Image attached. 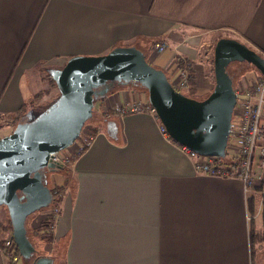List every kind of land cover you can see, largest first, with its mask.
<instances>
[{
  "label": "crops",
  "instance_id": "0c3cea01",
  "mask_svg": "<svg viewBox=\"0 0 264 264\" xmlns=\"http://www.w3.org/2000/svg\"><path fill=\"white\" fill-rule=\"evenodd\" d=\"M222 37L264 57V0H0V115L32 118V102L59 94L50 70L116 46L151 51L150 63L172 79L175 59L187 61L188 90L203 99L214 86L210 53ZM158 38L168 44L161 53L152 49ZM138 86H118L96 102V120L84 128L90 145L48 175L58 179L60 211L53 241L38 254L53 264H264L262 190L196 173L149 114L104 115L118 102H147ZM252 172L264 183L258 150ZM45 214L32 218V233ZM8 233L0 227V264H11L3 251Z\"/></svg>",
  "mask_w": 264,
  "mask_h": 264
},
{
  "label": "water",
  "instance_id": "95a60500",
  "mask_svg": "<svg viewBox=\"0 0 264 264\" xmlns=\"http://www.w3.org/2000/svg\"><path fill=\"white\" fill-rule=\"evenodd\" d=\"M247 62L264 77V57L234 38H219L213 49L214 86L203 99L175 90L164 70L151 65L136 46H116L101 55H74L50 75L59 96L36 117L21 119L0 137V205L7 208L19 254L31 264H53L37 255L26 219L48 207L50 172L62 168L50 153L67 148L92 117L94 101L130 83L144 87L170 138L203 156L224 157L236 102L231 62ZM34 257V258H33Z\"/></svg>",
  "mask_w": 264,
  "mask_h": 264
},
{
  "label": "built area",
  "instance_id": "2783aa9c",
  "mask_svg": "<svg viewBox=\"0 0 264 264\" xmlns=\"http://www.w3.org/2000/svg\"><path fill=\"white\" fill-rule=\"evenodd\" d=\"M167 47V42L161 38L152 43V49L156 53H161ZM175 64L176 71L172 85L175 90L183 93V90H188L190 87L191 66L182 58H176ZM233 88L236 102L228 130L225 156H203L184 145L179 146L192 158L196 173L217 178H238L242 181L244 190L259 189L264 192V183L258 182L252 172L256 151L258 150L260 155L264 157V145L258 144L264 134V77L260 75L251 83L243 82L242 85H234ZM113 113L119 115L146 113L155 119H159L156 109L149 101L118 102L104 111V115L107 117ZM159 130L163 135L170 138L161 122H159ZM91 141L92 135L81 131L76 140L67 148L50 153L49 161L62 167L69 165L86 150ZM227 147H230L232 152L229 159L226 157ZM53 189L51 203L55 198H61L62 194L57 188ZM59 211V205L53 208L48 207L44 218L56 219ZM16 250L17 246L12 239V233H8L3 240V251L6 257L10 259L11 264H19L21 255H18Z\"/></svg>",
  "mask_w": 264,
  "mask_h": 264
},
{
  "label": "rangeland",
  "instance_id": "374dc122",
  "mask_svg": "<svg viewBox=\"0 0 264 264\" xmlns=\"http://www.w3.org/2000/svg\"><path fill=\"white\" fill-rule=\"evenodd\" d=\"M213 49H214V46L212 47V50H211V57H213ZM146 54V59H150V55H151V51L150 52H145ZM152 63L151 60H148ZM212 61V59H211ZM152 65V64H151ZM154 66V64H153ZM236 71V74L234 75L233 77V84L234 85H242L243 82H247V83H251L252 81L258 79V77L261 75L259 70H257L253 65L243 61V62H238V61H234V62H231L228 67H227V71ZM167 73V72H166ZM167 78L170 79V82L171 83H174L170 74L167 73ZM137 89L143 94V96H148V93H147V90L144 88V87H141V86H138ZM56 93H57V90H56ZM58 94V93H57ZM183 94L185 95H192L191 94V91L189 90H183ZM58 97V96H57ZM56 97V98H57ZM196 97V96H195ZM56 98L52 101V100H48L47 103H42V102H32L30 105L33 107L35 113L32 117H36L37 115H39L41 112H43L48 106H50L52 104V102H54L56 100ZM31 100V99H29ZM52 101V102H51ZM98 103L95 102V106H94V115L93 117H91L89 120H87L82 128V131H84V128L91 122H94L96 120V117H97V109H98ZM36 115V116H35ZM12 130L11 128V125L9 126L8 123H1L0 125V137L1 136H4L6 134H8L10 131ZM227 159L230 158L231 156V150H230V147H227ZM63 169V167H62ZM56 173L60 171V169H56L54 170ZM54 172V173H55ZM52 172H50L51 174ZM49 174V176H50ZM58 181V179L55 177L53 178V180L51 181L50 178L48 179V186L49 188H53L54 185H56L55 183ZM48 209V207H45V208H42L38 211H35L34 213H32L30 216L27 217L26 219V223H25V226H26V229H27V235L29 237V240L31 241L32 245L35 247V250L37 252V254L39 252L42 251L41 247L42 245H44L45 243H47V238L46 236H40V235H34L32 232H31V229H30V222L32 221V218H34V216H39V215H42L44 213H46V210ZM3 213L6 215V217H9L8 215V211H7V208L6 206L4 205H0V220L1 218H3ZM44 219V216L42 217L41 220ZM19 264H31V259L30 260H27V259H23V258H20L19 260ZM54 264H58L57 262H55Z\"/></svg>",
  "mask_w": 264,
  "mask_h": 264
},
{
  "label": "trees",
  "instance_id": "16d2710c",
  "mask_svg": "<svg viewBox=\"0 0 264 264\" xmlns=\"http://www.w3.org/2000/svg\"><path fill=\"white\" fill-rule=\"evenodd\" d=\"M149 63H150V61H148ZM151 64V63H150ZM48 78H49V80H50V82H51V85L53 86V87H56V84H55V82H54V80L52 79V77H51V75L49 74L48 75ZM191 80V79H190ZM190 91V90H189ZM42 93H40L39 95H41ZM191 94H192V92H191ZM57 96H59V94L57 95ZM189 97H192V95H188ZM101 100H103V99H99V100H95L94 101V106H95V102H98V101H101ZM94 106H93V113H94ZM25 106H23L22 108H21V112H24L25 111ZM21 116V114L20 113H18V114H9V115H7V116H1L0 115V125H1V123L2 122H4V119H7V120H13L14 122H18L19 121V119L21 118L20 117ZM176 143V142H175ZM178 144V143H177ZM178 145H180V144H178ZM56 188V187H55ZM59 191H61L59 188H57ZM53 190L54 189H51V192H53ZM59 203H60V198H55L54 200H53V202L50 204V206H48L49 208H53V207H55V206H57V205H59ZM54 223H55V219H53V218H44L42 221H41V223L39 224V226L35 229V230H33V233H37V234H39V233H43V234H45L46 235V238H47V240L48 241H53V227H54ZM0 227H1V229L3 230V231H6V232H9V233H12V226H11V222H10V220H9V217L6 219V221L5 222H1L0 221ZM12 239H13V237H12ZM16 253L18 254V255H20L19 254V251H18V248H17V250H16ZM38 254H35V256L34 257H36ZM21 257V256H20ZM33 257V258H34ZM22 258V257H21Z\"/></svg>",
  "mask_w": 264,
  "mask_h": 264
},
{
  "label": "flooded vegetation",
  "instance_id": "af4514ba",
  "mask_svg": "<svg viewBox=\"0 0 264 264\" xmlns=\"http://www.w3.org/2000/svg\"><path fill=\"white\" fill-rule=\"evenodd\" d=\"M229 74H230L232 77H234V75L236 74V71H233V70L231 71V70H230V71H229Z\"/></svg>",
  "mask_w": 264,
  "mask_h": 264
}]
</instances>
